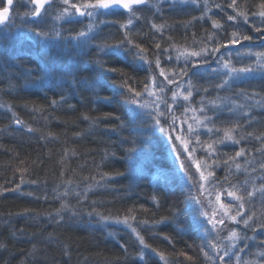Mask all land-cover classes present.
Instances as JSON below:
<instances>
[{"label":"trees","instance_id":"1","mask_svg":"<svg viewBox=\"0 0 264 264\" xmlns=\"http://www.w3.org/2000/svg\"><path fill=\"white\" fill-rule=\"evenodd\" d=\"M6 1L0 0V7H5ZM260 2L237 0L238 10L249 13L248 24L243 17L235 22L239 32L264 36L252 26L261 19L251 15L259 11ZM228 3L230 0H208V15L215 14L213 18L227 28V33L215 35L214 40L227 39L233 30L230 25L234 22L215 7L220 4L227 14L235 15ZM167 6L161 5L158 14L151 7L139 6L143 9L137 13L141 18L133 22L129 39L145 48L146 59L140 60L131 45L115 54L109 48L110 54L97 55L98 43L121 42L124 31L120 25L127 13L113 16L114 21L100 27L99 36L90 43L71 39L82 29L81 23L64 24L59 29L62 39L40 40L21 18L30 5L25 0H13L10 17H15L14 28L0 30V243L6 246L0 249V264H211L201 251L203 244L211 253L207 247L212 242L211 233L197 223L199 219L208 228L197 217L192 203L185 205L192 189L182 179L168 140L153 126L147 110L132 111L124 102L127 90L119 87L121 73L103 71L97 63L102 59L122 69L136 90L142 91L152 76H160L155 63L158 53L161 67L168 71L175 64L177 50H198L202 41L207 43V35L217 31L210 20L201 19L204 3L199 8L177 4L175 10ZM152 22L164 25L162 35L152 29ZM255 45L261 46L255 51L264 48V40L242 41L238 47ZM165 48L172 61L166 59ZM179 63L183 64V57ZM193 81L209 89L207 93L194 92L191 98L190 107L203 117L199 111L201 98L208 105L217 90L208 72L193 77ZM219 95L228 97L225 103L229 105L248 103L231 91H220ZM177 109L180 110L175 115L184 118V109ZM249 111L254 116L250 124L244 125L247 131L237 129L231 133L235 139L243 135L239 144L225 140L214 145L219 150L214 163L203 150L201 156L215 167L212 179L224 181L228 170L224 160L228 159L232 174L226 185L247 182L248 190H252L262 185L264 177L260 166L264 163V142L255 138L264 137V109L237 107L234 119L245 121L244 113ZM15 119L22 123L16 124ZM222 120L223 117L216 121L220 138L232 128ZM28 127L33 131H27ZM131 139L137 141L138 151L128 155V144L122 142ZM200 140L205 147L211 142L206 131ZM241 147L245 155L230 159ZM153 196L158 199L153 200ZM62 204H67L68 209L62 210ZM244 204L245 215L252 216L250 223H264V201L257 198L249 203L245 197ZM125 217H135L129 223L149 248H143L125 224L116 222ZM162 218L163 222L157 223ZM243 227L236 224L240 235L251 237L252 229ZM255 235L258 239L255 243L249 241L247 248L253 261L260 259L257 253L262 245L259 249L256 245L264 231L258 228ZM140 251L143 261L138 257ZM157 253H164L165 259L161 260Z\"/></svg>","mask_w":264,"mask_h":264},{"label":"snow or ice","instance_id":"2","mask_svg":"<svg viewBox=\"0 0 264 264\" xmlns=\"http://www.w3.org/2000/svg\"><path fill=\"white\" fill-rule=\"evenodd\" d=\"M167 2L172 10H175L177 4L191 3L193 5H197V0H167ZM25 3L30 5V7L21 18L25 23H29L31 25L30 31L35 37L45 40L53 38L62 39L59 31H55L50 34L49 32L44 31L42 27L45 24V17L48 15L49 8H52L53 6H64L57 12L55 16L56 20H66L68 23H83V20L79 19L80 17L88 19L89 22L87 26L76 33L75 36L71 37V39L82 41L84 43H90L91 40L96 39V37L99 36L102 29L98 28V25L112 23L113 21L109 18L115 16L117 13L121 15L127 13L125 21L120 25L121 29L124 31V37L121 42L116 45H108L106 42L98 43L96 45L97 55L100 57L102 55L110 54L108 52L109 48L112 49V54H115L117 50L126 49L128 48V45H131L137 50L135 53L137 58L140 60L146 59L143 55V53H145V48L142 47L140 43H136L129 39V33L132 30L131 26L133 24V20L141 18L137 15V13L143 11V9L139 6H148L149 0H25ZM7 4L11 6L13 4V0H7ZM156 7L157 12H160L161 9L159 6L157 5ZM215 7L220 9V11L225 12L228 21L234 22L233 25H230L233 30L230 34H228V38L223 41L214 40L215 35L221 32L227 33V28H225V24L220 20L213 18L215 14H213V16L208 15V13L211 12V7L208 4V0H204V9L201 19L207 18L210 20L212 29L217 31L208 34L207 43L202 41V46L198 50L185 49L183 52H179V50H177L179 54L175 58V64L168 71L161 67L160 54H157L155 61L156 67L159 69V75L164 77V81L167 83L165 84L164 81L157 82L156 77L153 76L151 77V85L156 87L161 93L171 91L172 94L170 98L165 95L156 97L152 111L148 112L147 115L153 122V126L157 128L168 141L171 142L173 145L172 151L174 153L180 151L175 147L176 140L181 141L183 144V151L181 152V155L186 153L187 160L191 161V163L181 161L179 171L183 174L182 179L186 182H191L192 185L197 187L198 191L202 194L207 192L209 197L214 195V204L218 205V208L213 207L212 214L209 215L204 209L203 202L197 196L192 195L191 192L185 201V205L187 206L190 202L197 206L195 209L197 217H203L207 223L211 225V231L216 232L217 239L220 238L221 232L218 225H224L226 219L234 224H243L244 228H251L253 231V235L251 237L247 236L246 233L240 235L234 229L229 231L228 236L223 238L227 241L226 244L221 245L215 242H209L207 244V247L211 249V253L209 251H205L206 246L202 244L201 251L205 256V259L210 261L211 264H255V262L248 261L243 257L251 254L250 252L246 253L245 249L249 247V241L255 243L258 239L255 235L258 228L264 231V223L259 225L250 223V221H252V216H246L243 209L245 207V197L249 203H254L257 198L264 201V177L261 178L262 185L259 188L254 186L252 190H248L247 182L242 185H226V182L230 179L232 174L229 160H224V164L228 169L225 173L224 181L212 179L215 176V167L211 164L205 163L202 170L201 162L193 158V154L196 149L192 148L190 151L188 147L190 142L195 141L196 145L201 147L202 150L206 152L207 157L214 163L218 158L217 152L219 151L216 147H214V145L222 144L225 140H231L233 144H239L240 139H243V135L240 136V139H235L231 133L233 131H237V129L247 131V128L244 127V125L250 124L253 121L254 113L251 111L244 113V116L246 117L245 121L234 119V116L236 115L235 108L248 107L254 109L259 107L264 109V48H261L260 51H255L254 48L261 46L255 45L253 47H238L242 44V41L264 40V36L253 37L247 33L239 32V30L235 27V22H237L240 17H243V22L245 24L249 23V13L238 10L239 5L237 4V0H230V3L227 4V7L231 8L233 12L236 13L235 15L227 14L226 9L220 4H216ZM258 8L259 11L252 12L251 15L261 18L258 23L253 22L252 24L254 30L260 33L264 32V0H261ZM13 21L14 18L9 15V7H4L2 11H0V26L8 27L10 22ZM151 27L156 32H160L161 35L163 34L162 29L164 25H157L155 22H152ZM155 47L160 49V44L156 43ZM222 48L224 51H221ZM128 50L129 52L131 51L130 49ZM163 51L164 53H168L166 59L172 61L173 57L169 53V50L165 48ZM181 57H183L182 65L179 63ZM243 57H248V59L245 60ZM252 57H255V59L253 60ZM97 63L103 71L121 73V83L119 84V87L127 90L124 102L130 106L132 111H135L137 108H147L146 104L141 103V99L145 93L148 95H154V93L149 91L150 85L148 82H145L142 91H137L133 84L130 83L131 77L123 75L122 69L109 66L102 59H98ZM149 67L151 68V64H149ZM202 69L203 72L212 74L214 80L213 87L217 90V95L215 99L209 102L208 105L204 104V98L202 97L199 111L204 113L203 118H196L195 125L188 123L186 132L181 129L182 135L174 137L173 132L176 130L177 120L181 119L175 115V110L177 108H183L185 114L188 111H196L190 107L193 93L200 91L207 93L209 91L207 87H204L203 85L198 86V82L193 81V77L203 75ZM185 77H187V79H185ZM109 78L114 79V77ZM170 84H174L176 87L174 89L167 88V85ZM220 91H231L235 97L241 98L248 103L246 105L226 104L225 101H228L229 98L219 95ZM181 100L184 103H181ZM55 103L56 102L53 101V104ZM209 112H211V115L208 114ZM222 117V123L231 124L232 128L231 130L225 131L223 138H220L217 135L220 129L216 127V121ZM14 122L16 124L22 123L19 119H15ZM181 123H187L186 115L185 118L181 120ZM201 129L206 130L208 139L211 141L210 143H207L206 147L201 144L200 137L204 134ZM27 131L32 132L33 129L28 127ZM252 135V133H248L249 137H252ZM255 138L264 142V137L257 136ZM122 143L128 144L125 149L128 155L138 151L136 146L137 141L135 139ZM245 151V148L241 147L238 151H235V155L230 159L235 160L238 157L244 156ZM176 158L179 160L180 155H177ZM193 163L196 166L197 173H199L198 180L195 179L194 174L190 171ZM260 166L261 168H264V163H261ZM235 167L239 170L241 165L237 162ZM118 174L123 175V173ZM241 189H243V191H241ZM224 194H226L227 197L232 198L227 203L221 201V196ZM157 199L158 198L156 196H153V200ZM232 200L239 202L235 206V214H231ZM212 204L213 201L209 200V205ZM61 209H68V205L62 204ZM72 214L76 215L77 213L72 211ZM91 214L92 213H89V215ZM57 215H59V212ZM129 219L134 220L135 217H125L123 221H120L119 218H117L116 222H122L125 224L133 233H135L139 244L143 246V248H149L150 245L145 242L144 237L140 235L137 228L133 227L132 224L129 223ZM162 222L163 218L157 223ZM144 223H147V221H144ZM197 223H199L201 227H204L206 233L209 232V229L201 223L199 219L197 220ZM164 239L169 240V243H172L169 237L165 236ZM259 240L260 244L256 245L258 249L260 248V245H264V236L260 237ZM241 241H243L242 246H240ZM121 247L125 249V252H127L125 245H121ZM0 249H6V246L3 243H0ZM35 251L36 246L33 245V253ZM155 251L156 250L153 249V252ZM33 253H30V255ZM65 255H68L66 250ZM157 255L160 256L161 260L165 259L164 253H157ZM257 255L264 256V249L260 250ZM138 257L139 260H144V254L142 251L138 252ZM65 264H67V262H65ZM165 264H167V261H165Z\"/></svg>","mask_w":264,"mask_h":264},{"label":"rangeland","instance_id":"3","mask_svg":"<svg viewBox=\"0 0 264 264\" xmlns=\"http://www.w3.org/2000/svg\"><path fill=\"white\" fill-rule=\"evenodd\" d=\"M203 3H204V0H197V5L198 6L197 5H193L191 3L178 4V5H187V6L190 5V7L195 6L196 8H199L200 7L199 5L200 4H203ZM163 4L168 5L167 7H170L169 6V3L167 2V0H149V4H148L147 7L153 8L154 9L153 12L156 13V14H158L159 12H157V7L156 6L158 5L159 8H160L161 5H163ZM141 6H145V5H141ZM63 7H64L63 5H60L59 7L53 6L52 8H49L48 15L45 17V24L42 26L44 31H47V32H49L51 34V33L55 32V31H59V29L62 28L64 24H67L68 23L66 20H56L55 19V16H56L57 12L60 10V8H63ZM13 18H15V17H13ZM79 19L83 20V23H81V25L83 26L82 29L85 28L87 26L88 22H89L88 19L87 18H84V17H80ZM109 19L112 20V21H114L113 20V17H110ZM13 22H10V24H9L8 27H5V28L0 27V30H2V29H4V30L5 29H8V28H10V26L12 28H14L13 27V24H14ZM133 22H135V19L133 20ZM109 24H111V23H109ZM102 26H105V25H98L97 27L100 28ZM18 30H19V28H16L14 31L17 32ZM35 38H39V37H35ZM39 39L40 40H45V39H41V38H39ZM54 39L55 38L48 39V40L54 41ZM55 40H57V39H55ZM76 41H78V40H76ZM78 42H80V41H78ZM260 50H261V48H259L257 51H260ZM243 59L247 60L248 57H243ZM252 59L254 60L255 57H252ZM203 73H205V72H203ZM155 77L157 79V82L164 81V77H162V76H158L157 77L155 75ZM166 83L167 82L165 81V84ZM149 85H150L149 91L152 92V93H154V95H148L147 93H145V95L143 96V102L142 103H144V104L147 105V108H145V110H147L148 112H151L152 111V108L154 106L156 97L161 96V95H165L168 98H170L172 93H171V91H166L165 93H161L156 87H154V86L151 85V78H150V81H149ZM175 87H176V85H174V84L167 85V88H169V89H174ZM180 102L181 103H184L182 100ZM179 110L180 109H176L175 110V113L178 114V111ZM183 113H184V111H183ZM185 115L187 117V123H181V120L184 119L185 117L184 118L182 117L179 121H177V125L178 126L176 127V130L173 132V136L174 137L175 136H178V135H182L181 129L185 130V132H186V129L188 127V123H192V124L195 125L196 118H200V119L203 118L201 114H199V113L196 114L193 111H188ZM178 117L180 118V115ZM201 130L205 134V131L206 130H204V129H201ZM168 147L170 148V152H171L172 157L175 160L176 166L179 167L181 161H185L187 163H191V161H188L187 160V154L186 153L183 154V155H181V152L183 151V144L181 143L180 140H176V142H175V147L180 150L179 152H175L174 153L172 151L173 145L171 144L170 141H168ZM188 147H189V150L190 151H191L192 148H195L196 149L195 153L193 154V158L195 160H198V161L201 162V169L203 170V166L207 162H206L205 158L203 156H201V150H202V148L199 147V146H197L196 143H195V141L190 142L188 144ZM177 155H180V159L179 160L176 158ZM190 171L194 174L195 179L198 180L199 179V173H197L196 166H195L194 163L192 164V167H191ZM189 183H190V188L192 189V195L197 196L203 202L205 211H207L208 214L211 215L212 214V211H213V207H217L218 208V205H215L214 204V195L211 196V197H209L207 195V192H204L202 194L201 192L198 191L197 187H194L191 182H189ZM231 199L232 198L227 197L226 194H224V195L221 196V201L224 202V203H227ZM209 200H212L213 201V204L212 205H209ZM236 203H239V202L238 201H235V200H232L231 214H235V206H236ZM193 206H194V210H195L197 206H195V205H193ZM199 218L202 219V221H204V223L206 222V224L208 225V228H209V232L211 233L212 242H215L217 244H221V245L226 244L227 241L225 239H223V238L224 237H227L228 234H229V231H231L233 229L236 230L238 232V234L240 233L237 230V228H236V224H234V223H232V222H230L229 220L226 219L224 225H218V228L221 229V232H220V238L217 239L216 232L211 231V225L208 224L207 221L203 217H199ZM217 218H219V217H217ZM103 223L105 224L106 223V220H104ZM242 244H243V241L240 242V246H242ZM261 248L264 249V245H262ZM245 252L247 253V252H250V251L248 249H245ZM251 257L252 256L249 254V255L244 256L243 258L246 259V260H248V261L255 262V264H264V261H263L264 260V256H259L260 259L259 260H256V261H253L251 259Z\"/></svg>","mask_w":264,"mask_h":264},{"label":"water","instance_id":"4","mask_svg":"<svg viewBox=\"0 0 264 264\" xmlns=\"http://www.w3.org/2000/svg\"><path fill=\"white\" fill-rule=\"evenodd\" d=\"M6 4H7V1H6ZM5 7H9V15L11 16V6H9L8 4L5 6ZM4 7H0V11H2Z\"/></svg>","mask_w":264,"mask_h":264}]
</instances>
